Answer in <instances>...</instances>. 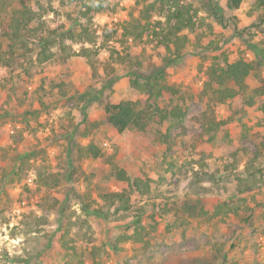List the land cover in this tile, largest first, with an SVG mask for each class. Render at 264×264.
I'll list each match as a JSON object with an SVG mask.
<instances>
[{
  "label": "rangeland",
  "instance_id": "374dc122",
  "mask_svg": "<svg viewBox=\"0 0 264 264\" xmlns=\"http://www.w3.org/2000/svg\"><path fill=\"white\" fill-rule=\"evenodd\" d=\"M25 1L35 9L39 2L51 28L78 30L86 21V0H51L50 6L47 0ZM154 1L108 0L107 8L93 16L96 45L70 46L76 52L82 46L95 51L94 71L79 56L70 58L68 73L56 60L17 78L18 70L0 67V264H264V116L257 107L227 102L207 108L206 99H188L184 132L171 131L176 144L169 151L153 138V124L118 133L103 122L106 103L145 98L109 59V48L144 52L156 63L158 53H164L148 39L120 37L122 26ZM234 1L164 0L175 7L188 4L195 13V31H184L183 56L168 68V82L181 92L200 93L212 63L243 59L260 62L246 83L264 93V8ZM206 109L212 121L198 122ZM167 127L163 124L162 132ZM69 140L92 144L103 156L82 158L71 168ZM228 145L237 153L235 160ZM256 151L261 155L253 185L244 169ZM116 168L131 178L151 179L155 187L138 196L116 178ZM42 172L51 178L47 186L38 178ZM201 187L211 189L203 196L205 214L197 210ZM112 192L128 197V211L108 213L107 219L81 213L85 196L100 203ZM219 200L242 212L250 209L244 215L248 220L233 213L215 216L211 206ZM57 201L79 226L66 231L58 212L49 208ZM137 211L141 216L135 218ZM136 221L146 230V242L130 239ZM64 242L74 250L64 248Z\"/></svg>",
  "mask_w": 264,
  "mask_h": 264
},
{
  "label": "trees",
  "instance_id": "16d2710c",
  "mask_svg": "<svg viewBox=\"0 0 264 264\" xmlns=\"http://www.w3.org/2000/svg\"><path fill=\"white\" fill-rule=\"evenodd\" d=\"M47 1L50 6L51 0ZM239 1L235 0L234 2L237 5ZM12 3H16V5ZM250 3L256 9L264 8V0H250ZM107 5L108 0H86L83 4V8H85L83 16L86 21L78 25V30H75L73 28H59V26L57 28L46 26L43 17L47 15V12L43 13L45 9L37 1L35 9L25 0H0V67L9 72L18 70L19 73L15 76L17 78L21 77L20 73L28 76L30 70L36 66L56 60L62 66L64 73H68L70 58L79 56L84 58L94 71L95 51L82 46L76 52L72 50L70 44L96 45L97 35L92 28V19L96 13L103 12ZM50 9L52 8L50 7ZM194 15L195 13L189 9L188 4L175 7L166 4L164 0H155L142 7L138 18L122 26L121 38L137 42H142L143 38L148 39L155 47H163L164 53H158L156 63L151 58L145 57L144 52L133 54L126 49L109 48V59L125 71L124 75L128 78L129 86L144 95L145 98L137 101H121L117 104L106 103L103 116L105 124L111 126L118 133L127 130L144 131L153 124L155 125L154 132L152 131L153 138L169 151L176 144V137L171 136V131L179 129L184 132L183 126L187 116L186 102L188 99L190 102L195 99L200 101L206 99L207 108L211 103L238 102L243 107H257L264 116L263 89H250L246 83L248 77L258 66L257 64L260 63L258 61L247 62L238 59L231 63L225 62L222 66L212 63L206 71L202 90L197 95L183 93L179 87L168 82V68L176 60L182 58L183 51L187 46L188 38L184 31L187 33L195 31ZM153 17L159 19L152 21ZM117 32L114 30L113 33L117 34ZM110 38V35H106L104 42L110 41ZM113 71L114 69H110V72ZM204 120L206 122L212 121L207 109L198 119V122ZM165 123L168 124V127L162 132ZM217 125L220 124L217 123ZM209 130L212 129L209 128ZM262 146L264 149V144ZM226 150L235 160L237 153L232 149V146L228 145ZM260 155L261 152L256 151L247 160L244 169L250 181H253V185L257 183L256 174L259 173L257 162ZM66 156L70 167L73 168L74 163H78L82 158H98L102 157L103 154L92 144L81 146L69 140ZM69 174L68 172L61 175V178L69 176ZM37 175L39 179L44 180V184L51 179L47 172L37 173ZM114 175L118 180L126 181L129 189L138 196L147 195L155 187L151 179L143 178L142 175L131 178L126 175L125 171L117 168L114 170ZM210 175L212 173H209ZM53 178L57 182L60 181L56 176ZM45 185L47 186L48 183ZM199 190L200 192L197 191L196 194L200 196L201 200L197 210L203 213L206 202L203 197L204 192H211V189L201 187ZM89 197L85 196V205L80 204V211L86 216L107 219L108 213L126 212L130 209L128 197L121 192L102 195L100 203L89 199ZM211 207L215 216L233 213L246 221L249 218L248 216L244 217V215L246 216V211L248 212L250 209L246 208L243 212L239 211L240 208L230 202L219 200L213 203ZM49 208L58 212L60 222L67 229V232L75 226H79L78 218L71 221L70 218L65 217L60 201ZM164 211H169V209ZM137 212L139 215L135 218L141 216L140 211ZM135 225L130 239L146 242L142 240L146 230L139 221H136ZM78 230L81 231L82 227H78ZM66 243L68 242L63 243L64 248L74 250V247L66 245Z\"/></svg>",
  "mask_w": 264,
  "mask_h": 264
}]
</instances>
